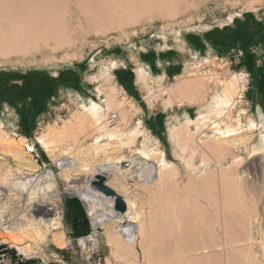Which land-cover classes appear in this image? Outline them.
Instances as JSON below:
<instances>
[{"label": "rangeland", "instance_id": "rangeland-1", "mask_svg": "<svg viewBox=\"0 0 264 264\" xmlns=\"http://www.w3.org/2000/svg\"><path fill=\"white\" fill-rule=\"evenodd\" d=\"M160 11L142 16L134 25L102 29L83 24L72 35L73 45L63 51L42 49L27 58L0 57V75L11 76L14 86L22 87L23 78L30 75L57 83L53 97L35 115L29 113L31 99H15L13 105L0 107V135L6 137V145L0 144V175L12 167L17 176L14 185L18 189L24 183L27 189L21 197L0 189V255L5 254L6 264H106L105 244L113 250L114 261L107 264L158 263L159 256L150 259L148 253L152 251L148 227L156 210L153 192L157 186L146 187L137 174L131 175V164L121 162L132 163L142 153L149 160L164 154L184 179L189 173L195 178L210 172L218 175L220 169L236 174L246 201L243 213L237 214L251 239L243 244L252 264H264V0H186L173 15ZM240 26L242 33H256L246 51L240 42L224 38L231 39V32ZM246 73L244 89L239 76ZM186 80L199 85L201 95L197 93L195 103L182 101L178 86ZM110 97L120 106L111 108L112 112ZM93 104L101 108L102 137L101 133L88 136L98 123L89 112ZM22 108L24 119L19 114ZM75 115L89 134L69 142L54 139L53 132L63 131ZM109 134H116V139ZM97 137L101 140L98 149ZM49 139L55 143L51 145ZM203 144L229 150L213 152ZM8 146L17 148L22 159L15 160L4 151ZM59 159L74 160L78 169L62 171L59 163L64 161ZM19 161L36 171H18ZM99 168L109 169V175L102 176L105 184L119 188L129 215L95 229L87 206L73 192L96 190ZM48 173L57 192V207L53 211L47 206L39 213L36 208L41 203L35 202L50 196ZM204 204L215 222L207 240L223 244L222 215L217 214L218 218ZM71 205L87 222V228L79 227L88 233L84 237L74 236L66 217ZM42 218L48 221L46 225H41ZM56 218L58 224L51 225L50 219ZM118 225L131 232L120 235ZM139 227L144 238L140 234L138 241L128 243ZM25 229L30 238L21 245L24 250L7 242L10 232L19 235ZM61 237L62 245L57 241ZM220 249L215 247L210 253L220 255L218 264H229L226 249ZM167 250L168 246L160 251L166 255ZM202 253L210 257L205 250Z\"/></svg>", "mask_w": 264, "mask_h": 264}, {"label": "bare ground", "instance_id": "bare-ground-1", "mask_svg": "<svg viewBox=\"0 0 264 264\" xmlns=\"http://www.w3.org/2000/svg\"><path fill=\"white\" fill-rule=\"evenodd\" d=\"M184 1L186 0H0V57L24 56L27 58L34 51L40 54L42 49H50L52 52L63 51L67 46L73 45L75 40L72 35L77 34L78 30L83 28V24L88 26L96 25V28L101 26L102 29L110 26L121 27L124 24L134 25L142 16L156 13L158 10L163 12L166 10L165 12L168 11V14L173 15L175 9ZM73 26H77V28H73ZM70 49L72 50V47ZM239 79L242 87L245 83V76L241 75ZM178 89L180 95H182V101L196 102L195 97L197 98L196 95L199 92V85L196 81H183L178 86ZM111 108L116 110L120 108L112 98L108 100L110 112H112ZM100 110L101 108L97 104H93V107L89 110L90 114L97 118L98 121L94 128L89 131L90 135L85 130L86 124L80 122L81 117L75 115L74 120L67 124L63 131L53 132L52 137L67 142L70 139L78 138L80 134L82 136H92L93 134L101 133L102 137V129H104L102 125L104 123L99 119ZM112 119L114 122L115 118ZM98 127L100 128L98 129ZM232 135H235V133L230 136ZM109 136L112 140L116 139V134H109ZM5 138L0 135V144L6 145ZM48 143L52 145L55 142H50L49 139ZM94 145L96 149L100 147V137L95 139ZM203 147L213 152L223 151L224 149L229 150V148L216 144H203ZM4 151H7L15 160L22 159L21 152H18L15 147L8 146ZM139 155L140 158H137L132 163L126 159L121 162L122 164H131L129 170L131 175L137 174L138 178L144 182L143 185L146 187L157 186L156 192H153L156 210L152 212L148 227L152 231L153 241H150L151 245L149 244L152 251L149 250L150 252L148 253L152 256L150 259L157 260V256L159 257L158 263H151L150 260V264H205V260L206 263L208 260H212L213 263L209 261L207 264H214L215 261L217 263L220 257L219 254L210 253L213 252V248L215 250V247L216 249L217 247L226 249L225 259L228 260L227 263L229 264H252L253 259H251L248 250L243 244L251 240L248 228L246 224L241 223L240 220H244L240 217L241 215L237 214V212L243 213L246 208V201L242 195L241 182H239L236 174L230 170L220 169L218 175L210 172L203 174L200 178H195L193 177L194 173H189L184 179L179 172H176L174 164L167 163L164 154L155 155L152 159L153 161L149 160V155L145 153ZM59 160L64 161L63 159ZM59 164L62 171L70 172L78 169L74 160L73 163L64 161ZM17 168L18 171L25 169L36 171L35 167L32 168L25 165L22 161L17 165ZM97 172L99 174L98 177L106 176L110 173L107 168H99ZM14 174L16 172L10 167L5 175H0V189L10 193L16 192L21 197L24 195V191L27 190L24 187L26 184L22 183L20 188L17 189V186L14 185V180L17 176ZM45 179L50 183L47 186L50 196L47 199L45 197L43 199L40 198L39 201L35 202L41 203L36 208L39 213L44 210V207L51 206L53 211L57 207L56 195H54L57 192L52 183V174L48 173ZM113 179L119 181L116 176ZM107 186L121 197L117 186L111 184ZM73 194L79 197L87 206L89 217L95 229H100L109 222L118 223L122 217L129 215L127 212L126 214L117 213L114 209L116 199L106 197L99 190L74 191ZM205 202L214 210V214L222 215L223 225L220 228L223 229V234L226 237L223 244L207 240L208 237L212 236L215 222L210 218L211 214H209L208 207L204 204ZM51 210L49 209V211ZM219 216L217 215L218 218H220ZM50 220L51 225H56L58 224L56 222L59 221L57 218ZM41 222V225H46L48 221L42 218ZM116 228L117 232L122 236H127L131 232L130 229L122 228V225H118ZM27 231L26 229L21 230L19 235L10 232L7 242L13 244L19 250H24L21 245L23 246L30 238ZM143 233H145L144 230L139 227V229L133 230L132 234L134 236L130 235L126 241L134 244L139 240L140 236H143ZM57 241L62 245L64 242L63 237L61 239L58 238ZM167 246V253L165 252L166 255H163L160 250L166 249ZM204 250L205 253H210L209 258L207 257L208 254L203 256L206 255L202 253ZM158 252L161 253L156 255ZM240 255L242 258H240Z\"/></svg>", "mask_w": 264, "mask_h": 264}, {"label": "trees", "instance_id": "trees-1", "mask_svg": "<svg viewBox=\"0 0 264 264\" xmlns=\"http://www.w3.org/2000/svg\"><path fill=\"white\" fill-rule=\"evenodd\" d=\"M242 27L238 28L236 31L231 32V39L229 37H224L226 40L234 43L240 42L242 44V48L244 51L247 50V48L254 42V38L256 36V33H242L241 30ZM221 36V34L219 33ZM233 38V40H232ZM215 39V38H214ZM212 38V40H214ZM247 59L245 56L244 60ZM11 76L1 74L0 75V107L6 103L13 105L15 99H31L32 105L31 109L29 110V113H32V115L37 114L40 109L42 110L44 107V102L51 99L54 95V91L57 87V83L53 80L49 79H41L37 77L25 76L23 78L24 83L22 87L14 86L11 84L13 81L10 79ZM123 85H126L123 83ZM18 89V92H17ZM16 90V91H15ZM19 114L24 119L26 116L25 108L19 109ZM76 208L75 206L71 205V208L68 207L67 219L70 221V223L73 226L74 229V236L76 238H81L88 233H83L79 230V227L86 226L87 228V222L84 218H82L79 215L75 214ZM67 212V213H68ZM29 264V263H27Z\"/></svg>", "mask_w": 264, "mask_h": 264}, {"label": "water", "instance_id": "water-1", "mask_svg": "<svg viewBox=\"0 0 264 264\" xmlns=\"http://www.w3.org/2000/svg\"><path fill=\"white\" fill-rule=\"evenodd\" d=\"M106 179L105 177H98L97 181L94 183V187L96 190L104 194L108 198H115L116 199V205H115V211L119 214H126L127 212V206L125 204V201L122 197L118 196L112 188L110 189L105 185Z\"/></svg>", "mask_w": 264, "mask_h": 264}, {"label": "crops", "instance_id": "crops-1", "mask_svg": "<svg viewBox=\"0 0 264 264\" xmlns=\"http://www.w3.org/2000/svg\"><path fill=\"white\" fill-rule=\"evenodd\" d=\"M104 250H105V252H107V254H109L108 256L105 257V262H106V264H107L108 262L112 263V262L114 261V260H113V257L111 256L113 250H112L110 247H108L107 244H105V246H104Z\"/></svg>", "mask_w": 264, "mask_h": 264}, {"label": "built area", "instance_id": "built-area-1", "mask_svg": "<svg viewBox=\"0 0 264 264\" xmlns=\"http://www.w3.org/2000/svg\"><path fill=\"white\" fill-rule=\"evenodd\" d=\"M247 74V73H246ZM249 77V74H247L246 76H245V83L242 85V87H244L245 86V84L247 83V78ZM244 89H245V87H244ZM242 91V93L244 92V90L243 89H241ZM242 97L243 96H241L240 97V99L239 100H241L242 99ZM5 254H3V255H0V264H6L5 263Z\"/></svg>", "mask_w": 264, "mask_h": 264}]
</instances>
